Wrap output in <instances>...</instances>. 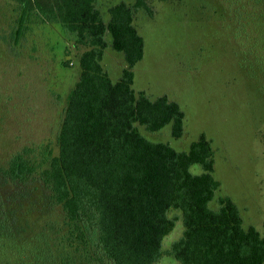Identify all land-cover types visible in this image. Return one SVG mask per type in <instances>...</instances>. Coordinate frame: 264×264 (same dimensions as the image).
<instances>
[{
	"label": "trees",
	"instance_id": "obj_1",
	"mask_svg": "<svg viewBox=\"0 0 264 264\" xmlns=\"http://www.w3.org/2000/svg\"><path fill=\"white\" fill-rule=\"evenodd\" d=\"M16 1L17 38L37 14L60 23L87 49L56 142L25 146L0 163L1 248L17 247L10 208L28 200L31 195L19 190L33 185L43 190L51 209L60 206L64 213L54 226L62 233L63 250L82 254L91 244L96 264L157 262L165 252L163 239L178 219L169 215L173 209L181 212L184 230L167 253L181 264H264V236L255 225L244 224L236 202L221 196L218 208L210 205L220 187L212 139L203 132L188 150H178L148 139L136 125L157 131L172 122L173 136L184 133L185 111L177 101L167 94L151 98L133 87V67L145 51L134 21L139 10L154 15L149 0L113 2L109 18L98 0ZM251 1L257 6L251 14L264 23V0ZM254 17L247 16V22ZM108 46L123 53L127 63L118 80L103 64ZM41 261L47 264L49 257ZM55 264L78 263L63 254Z\"/></svg>",
	"mask_w": 264,
	"mask_h": 264
},
{
	"label": "rangeland",
	"instance_id": "obj_2",
	"mask_svg": "<svg viewBox=\"0 0 264 264\" xmlns=\"http://www.w3.org/2000/svg\"><path fill=\"white\" fill-rule=\"evenodd\" d=\"M118 1L98 0L106 18L109 5ZM149 3L154 15L139 10L134 21L145 51L133 67V87L151 98L167 94L177 101L185 111L184 133L173 136L172 122L157 131L136 125L148 139L178 150H188L204 132L212 139L214 176L220 181L211 207H219V197H231L244 224L255 225L264 236V23L251 14L256 3ZM20 24L19 3L0 0V163L25 146L56 142L68 94L81 73L80 56L87 49L60 23L37 14L23 24L17 38ZM103 64L118 80L127 63L123 53L108 46ZM21 191L31 197L10 208L17 247L0 245V264H40L46 256L55 264L63 254H71L78 264L98 263L91 244L82 254L63 250L62 233L54 226L61 224L64 213L60 206H48L43 190L32 185ZM169 215L178 219L163 239L164 254L153 264H181L167 250L182 235L184 224L179 210Z\"/></svg>",
	"mask_w": 264,
	"mask_h": 264
}]
</instances>
